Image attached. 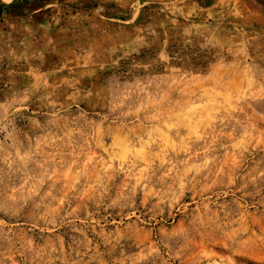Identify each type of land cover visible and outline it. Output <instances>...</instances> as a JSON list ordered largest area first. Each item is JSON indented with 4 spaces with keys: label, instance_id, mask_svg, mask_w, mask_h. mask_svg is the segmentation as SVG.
I'll return each mask as SVG.
<instances>
[{
    "label": "rangeland",
    "instance_id": "rangeland-1",
    "mask_svg": "<svg viewBox=\"0 0 264 264\" xmlns=\"http://www.w3.org/2000/svg\"><path fill=\"white\" fill-rule=\"evenodd\" d=\"M6 2L0 264H264V0Z\"/></svg>",
    "mask_w": 264,
    "mask_h": 264
},
{
    "label": "crops",
    "instance_id": "crops-1",
    "mask_svg": "<svg viewBox=\"0 0 264 264\" xmlns=\"http://www.w3.org/2000/svg\"><path fill=\"white\" fill-rule=\"evenodd\" d=\"M3 4H8V3L6 1H4V0L3 1L0 0L1 11L4 10V7H3L4 5Z\"/></svg>",
    "mask_w": 264,
    "mask_h": 264
},
{
    "label": "bare ground",
    "instance_id": "bare-ground-1",
    "mask_svg": "<svg viewBox=\"0 0 264 264\" xmlns=\"http://www.w3.org/2000/svg\"><path fill=\"white\" fill-rule=\"evenodd\" d=\"M4 1H9V0H4Z\"/></svg>",
    "mask_w": 264,
    "mask_h": 264
}]
</instances>
